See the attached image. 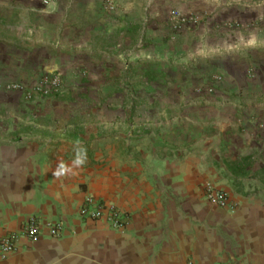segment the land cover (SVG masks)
<instances>
[{
  "label": "crops",
  "instance_id": "1",
  "mask_svg": "<svg viewBox=\"0 0 264 264\" xmlns=\"http://www.w3.org/2000/svg\"><path fill=\"white\" fill-rule=\"evenodd\" d=\"M172 10L200 23L173 38ZM115 36L127 47L175 43L165 57L183 63H210L226 49L254 61L229 84L236 98L200 105L155 147L138 148L144 160L105 169L73 157L92 144L80 131L56 130L41 111L53 100L25 101L21 89L53 74L69 85L100 60L126 56L115 55ZM263 173L264 0H0V237L32 218L41 227L0 264H264ZM208 185L234 208L208 202ZM89 196L128 213L127 228L83 220ZM54 223H63L62 239L50 236Z\"/></svg>",
  "mask_w": 264,
  "mask_h": 264
},
{
  "label": "rangeland",
  "instance_id": "2",
  "mask_svg": "<svg viewBox=\"0 0 264 264\" xmlns=\"http://www.w3.org/2000/svg\"><path fill=\"white\" fill-rule=\"evenodd\" d=\"M174 12L193 22L177 24ZM167 19L169 36L173 38L187 26L196 27L200 23V17L187 16L178 10L170 11ZM122 38L115 36V55L119 50L126 56L104 58L100 60L102 68L71 76L72 83L64 82L60 95L32 99L53 100L54 104L41 111L56 130L80 131L92 144L88 151L73 157L105 169L115 163L135 161L133 157L142 159L138 148L155 147L159 137L174 132L172 126L182 117L194 114L193 109L200 105L206 108L212 105L210 101L223 105L227 99L236 98L229 84L239 83L241 63L254 61L231 57L233 54L226 49L228 52L211 57L215 59L210 63H201L195 58L183 63L165 57L166 53L174 54L178 46L175 43L141 39L131 41L127 47V40ZM244 76L253 77L250 72ZM93 138L98 140L93 142Z\"/></svg>",
  "mask_w": 264,
  "mask_h": 264
},
{
  "label": "built area",
  "instance_id": "3",
  "mask_svg": "<svg viewBox=\"0 0 264 264\" xmlns=\"http://www.w3.org/2000/svg\"><path fill=\"white\" fill-rule=\"evenodd\" d=\"M55 0H43V4L48 7ZM174 21L177 24L185 23L193 20L174 12ZM15 89H17L15 87ZM64 91V80L61 75L53 74L44 76L41 81L30 90H22L21 92L25 100L30 101L36 96L52 97L62 94ZM206 200L220 210L234 208L228 194L212 185H208L205 189ZM80 217L83 220L103 221L114 231H123L130 222L128 213L122 211L114 204L98 200L94 197H87L83 207L80 209ZM50 236L54 239L63 238V223L48 224ZM41 235V227L35 218H32L22 228L19 233L8 234L0 237V261H5L14 255L18 250V243L23 238L28 241H35ZM193 264V263H190Z\"/></svg>",
  "mask_w": 264,
  "mask_h": 264
},
{
  "label": "trees",
  "instance_id": "4",
  "mask_svg": "<svg viewBox=\"0 0 264 264\" xmlns=\"http://www.w3.org/2000/svg\"><path fill=\"white\" fill-rule=\"evenodd\" d=\"M81 129V128H80Z\"/></svg>",
  "mask_w": 264,
  "mask_h": 264
}]
</instances>
